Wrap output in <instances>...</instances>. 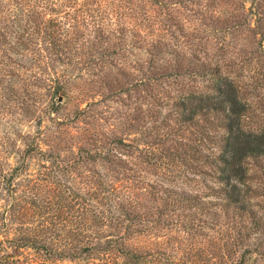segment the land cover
Returning <instances> with one entry per match:
<instances>
[{"label": "trees", "instance_id": "1", "mask_svg": "<svg viewBox=\"0 0 264 264\" xmlns=\"http://www.w3.org/2000/svg\"><path fill=\"white\" fill-rule=\"evenodd\" d=\"M250 38L264 0H0V264H264ZM43 118L45 150L21 128Z\"/></svg>", "mask_w": 264, "mask_h": 264}, {"label": "rangeland", "instance_id": "2", "mask_svg": "<svg viewBox=\"0 0 264 264\" xmlns=\"http://www.w3.org/2000/svg\"><path fill=\"white\" fill-rule=\"evenodd\" d=\"M249 0H247L248 3ZM237 46L239 48L242 49V55L246 56H250L251 54L249 52H253L255 54V57L252 58V62L251 64H247L246 66H244V68L242 69V80H243V87H242V91L243 93H245V95H247L250 100L252 101V112H251V120L252 123L255 124H264V52L262 54L261 48H258L256 46V43L252 42V39L250 38L249 40H242L239 39L237 41ZM263 50H264V45H263ZM245 58V57H244ZM61 67H58V70H60ZM78 85V82H77ZM77 85H73L72 89V94H77L78 92V88ZM77 101L78 104L80 103L81 99L79 100H74L73 102ZM76 102V103H77ZM83 102V101H81ZM76 104V105H78ZM74 104H71L70 106L73 107ZM83 105V104H82ZM41 109V108H39ZM169 109V106H165L163 111H167ZM108 113H106L105 116H107ZM54 118H62V114L57 113V114H53ZM111 120V119H110ZM111 122V121H110ZM48 119L47 118H43L42 121L40 122H36V121H31L28 122L26 124H23V126H21V128L23 130H28L30 131L33 135H35L38 131H42L44 130V132H42L39 137L38 140V144L40 146V148L42 149H47L48 148V141L50 137H48L49 134H53V135H60L61 137L63 135L62 128L65 129V127H57L56 130L57 131H52V132H48L47 129H44L45 126H48ZM80 124V123H79ZM74 125V124H73ZM77 125V124H76ZM56 125H54L53 127H55ZM52 127V126H51ZM76 129V128H75ZM69 132L71 133H76L74 129L72 128H68L67 129ZM77 132L80 131L79 129H76ZM133 136V134H132ZM67 138V137H66ZM55 139V138H54ZM51 142V141H50ZM52 143V142H51ZM67 145H71V142L61 146V148H65V146ZM65 151H61V154H63ZM4 156H6L9 160V162L11 164H16L17 163V156L16 154H4ZM28 165L29 168L26 171L27 173L30 174H34L35 172H37L40 169V166L38 164V160L37 159H28ZM264 163V162H263ZM258 168V167H255ZM169 185L177 187V188H184V189H189V190H194V189H198V190H202L204 187L203 185H194L191 186L192 184H184V183H180L179 181H174V182H168ZM3 201L0 199V204H2ZM165 236H162L161 238H158L157 240L155 239H150L149 237L145 236V237H139V238H135L132 239L130 241V245L141 248V249H146L149 251H156V249L159 248H164V245L166 244L164 241ZM156 242H160V243H156ZM180 246V245H178ZM186 247H181L179 250V253L176 255L175 258H178L180 261L185 260V262H187V260L189 259V257L187 258L188 255H186L185 252ZM21 252L23 253H27V255H29V250H22ZM152 254L149 256V259L152 260L151 264H162L163 261H159L158 255L157 254H153L154 252H151ZM238 253H234L231 255V259H236L238 256ZM21 256V255H20ZM88 262V261H87ZM87 262L83 261V260H75V261H70V260H65L63 263L64 264H86ZM24 264H28L27 259H24ZM259 264H263L261 262H259Z\"/></svg>", "mask_w": 264, "mask_h": 264}]
</instances>
